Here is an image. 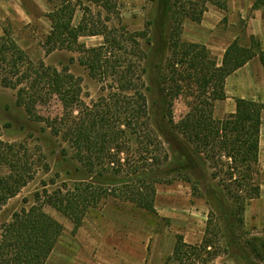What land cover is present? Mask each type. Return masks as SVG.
<instances>
[{"label":"trees","instance_id":"trees-1","mask_svg":"<svg viewBox=\"0 0 264 264\" xmlns=\"http://www.w3.org/2000/svg\"><path fill=\"white\" fill-rule=\"evenodd\" d=\"M45 1L53 6L46 55L59 50L78 53L77 62L102 86L103 95L85 103L81 78L67 66L60 70L34 62L7 29L0 37V84L17 92V106L45 124L44 131L50 130L61 143L64 157L80 163L88 175L125 181L116 185L84 180L38 193L32 207L14 213L1 227L0 264H46L65 231L46 206L78 231L87 214L110 197L155 214L156 185L175 181L189 183L195 196L209 202L211 212L202 243L190 245L179 236L169 263L215 264L231 247L243 258L264 264V237L243 244L234 234L226 236L228 230L244 225L247 203L260 196L255 168L264 104L237 99L234 118L214 117L215 103L227 99L231 75L255 58L264 70V42L251 36L250 45L243 46L236 39L219 65L205 45L183 41L185 20L201 23L210 6L226 11L229 0H148L153 3V19L137 33L123 25L120 0ZM262 6L264 0H257L253 10ZM79 10L83 17L76 25ZM84 37H102L103 42L88 48L81 43ZM192 83L197 103L175 122L174 103ZM39 86L58 98L60 117L34 114ZM35 157L25 144L0 141V167L9 170L0 176V213L35 179ZM208 170L214 171L211 178L219 180L222 191L206 183Z\"/></svg>","mask_w":264,"mask_h":264},{"label":"rangeland","instance_id":"rangeland-1","mask_svg":"<svg viewBox=\"0 0 264 264\" xmlns=\"http://www.w3.org/2000/svg\"><path fill=\"white\" fill-rule=\"evenodd\" d=\"M80 1L87 4L86 0ZM232 2L237 4L232 12L229 7L223 11L216 6H210L209 9L212 8L214 11L211 16L214 17L213 21L217 28L210 25L207 27H211L214 34L218 33V36H221L222 39L214 40L219 46H224L233 37H235L233 42L239 38L243 46H249L250 37L254 36L249 32V24L253 22L256 10L249 9L243 12V7H249L248 0ZM119 6L123 25L131 33L142 32L149 20L153 19V3L148 0H120ZM239 7L241 10H238ZM215 9L223 13H217ZM52 10L53 6L45 0H0V37L3 36L4 29H7L34 62L43 61L47 66L60 70L69 67L71 72L82 80L83 100L91 104L103 95L102 86L79 65L77 62L79 54L59 50L49 56L46 55L44 42L51 30L48 15ZM260 10L264 20V6ZM243 15L245 18H242ZM82 17L83 13L79 10L75 17L76 25ZM201 23L185 20L182 30L183 41L194 43L189 40L207 35L200 26ZM102 42V37L81 39V43L88 48L97 47ZM144 46L149 52V48L145 44ZM211 54L221 65L223 56L219 50ZM72 59H75L74 63ZM16 100L17 92L3 88L0 84V141L25 144L29 153L38 159L39 170L35 179L3 208L0 213V229L5 223L12 221L14 213L32 207L36 195L42 194L44 190L53 192L63 183L73 185L84 180L116 185L125 181L123 177L102 179L88 175L80 163L61 154V143L53 137L50 130L44 131V123L34 121L24 108L18 107ZM235 100L236 98L230 96L226 101L216 102L214 117L217 120L234 118ZM260 102L264 104V101ZM196 103V85L193 83L186 85L174 103L175 122H180ZM34 114L52 119L62 114L58 98L45 86H39L36 90ZM8 171L6 167H0V176L8 175ZM255 171V183L260 187V196L247 203L244 225L226 232L227 238L233 237L234 234L237 241L240 240L243 244L255 237H264V141ZM208 173L206 183L215 186L217 191H222L223 187L220 186L219 180L211 178L214 171L208 170ZM200 188L203 190V185ZM156 190L155 214L132 203L110 197L87 214L78 231H74V225L67 218L46 206L45 211L65 227L46 264H176L169 263L168 259L173 254L178 237L182 236L190 245H200L207 230L211 205L205 198L195 196L191 185L183 181L157 184ZM228 205L233 206L230 202ZM218 215L220 218V214ZM226 242L227 239L224 240L225 246ZM215 264L259 263L254 259L243 258L237 248L230 247L228 254H222Z\"/></svg>","mask_w":264,"mask_h":264},{"label":"crops","instance_id":"crops-1","mask_svg":"<svg viewBox=\"0 0 264 264\" xmlns=\"http://www.w3.org/2000/svg\"><path fill=\"white\" fill-rule=\"evenodd\" d=\"M254 4H255V0H248L247 6L249 7H243V12L246 10L249 11V9H253ZM236 5L237 4H235V2L233 3L232 0L228 3V7L231 10V12L232 10H235ZM215 10L217 13L222 12L219 9H215ZM238 10H241L240 7ZM213 12L214 11L212 8L209 9V11L205 14L202 23L200 24L202 29L205 31L204 33H207V35H202L200 36V38L194 37L189 41L205 45L213 54H215L216 51L219 50V52L221 53L220 55L223 56L227 48L233 42L235 37H233L230 41L226 42L224 46H219V43L217 41H214L220 39L221 36L220 35L218 36V33L214 34L211 27H207L210 25L213 27L215 26V29L217 28V24L214 23L213 21L214 17L211 16ZM260 12L261 10L255 11V16L253 17L252 19L253 22L251 23L252 25L249 24L250 25L249 32L251 35H254L255 37L264 41V20L262 19L263 16L262 13ZM242 18H245V15H243ZM226 94H227L226 100H228L229 97L231 96L233 98H236V100L246 99L256 102L264 101V70L259 58H255L254 60L249 62L245 67L241 68L227 79ZM263 121L264 118L262 115L260 151L264 141Z\"/></svg>","mask_w":264,"mask_h":264}]
</instances>
